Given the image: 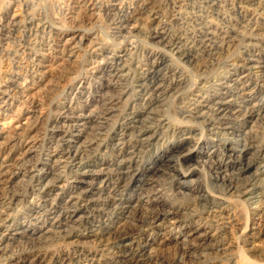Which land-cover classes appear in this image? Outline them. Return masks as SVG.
<instances>
[{"label": "bare ground", "instance_id": "obj_1", "mask_svg": "<svg viewBox=\"0 0 264 264\" xmlns=\"http://www.w3.org/2000/svg\"><path fill=\"white\" fill-rule=\"evenodd\" d=\"M206 1L215 10V0ZM236 2L240 31L231 27L229 31L220 30L203 17L202 27L193 32V40L173 34L167 21L151 27L148 38L157 50L151 62L137 69L134 76L126 53L108 51L102 44L90 45L87 52L104 60L85 69L98 85L96 89L80 85L73 93L77 101L71 99L61 106L48 134L53 146L41 158H34L40 147L33 135L37 128L33 115L11 109L12 92L30 88L15 87L17 81L11 78L16 75L1 78L0 191L7 194L0 204V262L66 264L48 261L46 256L32 252L24 260L15 261L13 246L21 244L33 249L51 236L78 242L96 236L100 250L111 247L114 251L101 261L99 250L77 245L75 264H164L160 258L165 251L176 253L175 264H215L219 257L231 252L232 246L220 244L222 228L206 229L200 220L202 213H214L218 205L226 202L218 194H235L258 208L259 203H264V145L256 141L253 128L245 127L252 119L264 124V98L252 103L259 91L264 92V0ZM149 9L142 8L152 19L158 18ZM32 16L20 19L17 14L10 15L0 20V27L8 28L9 34L21 32L26 38L45 26ZM138 18L134 13L120 19L121 32L140 31L135 25ZM68 34H64L63 39L69 38L61 41V47L72 59L85 49L87 37L80 30ZM238 49L240 53H236ZM168 53L185 65L202 64L209 68L223 64L226 70L215 81L203 76L195 85L180 123L167 115L172 91L177 92L168 82L177 71L174 67L164 69L163 54ZM43 60L35 65L38 77L50 70ZM131 78L132 85L128 84ZM9 83L13 88L8 87ZM179 84L184 85L185 81ZM167 136L174 138L172 143L152 156L143 168V154ZM128 140L134 142L133 148L127 146ZM110 145L115 148L112 163L100 158ZM204 168L213 172L212 187L217 196L208 186L203 190L181 182ZM27 175H32V188L16 190L18 178ZM167 180L179 185L178 189L187 190L190 194H177L190 196L194 205L185 208L162 203L161 183ZM24 201L33 216L41 214L48 220L46 227L45 223L37 226L15 216V207ZM131 228L133 232L129 234L127 230ZM121 230L120 235L115 233ZM256 230L252 228L253 233L246 237L248 251L259 247L257 241L251 240L261 238L263 233Z\"/></svg>", "mask_w": 264, "mask_h": 264}, {"label": "rangeland", "instance_id": "obj_2", "mask_svg": "<svg viewBox=\"0 0 264 264\" xmlns=\"http://www.w3.org/2000/svg\"><path fill=\"white\" fill-rule=\"evenodd\" d=\"M79 1L80 0H1L0 2V20L9 18V16L13 14L19 15L20 19H25L33 15L32 17H35L38 22L45 25L41 27L36 34L33 33L26 38L22 36L21 32H12L9 34L10 31L8 28L1 29L0 27V76L2 75L0 80L7 76L10 77V75H16V78H11L13 79L12 81H17L15 87L20 85L23 89L25 86L30 88L29 91L20 89L19 92H12L11 102L13 105L11 109L12 111L18 110V112L23 114L30 112V115H33L34 119L32 120L36 123L35 126L37 127L33 135L37 138V147H40L34 158H41L47 148L53 146V140H48L49 130L59 114L62 108L61 106L71 99L77 101L76 97L73 96L75 89L80 85L96 89L98 85L96 84L97 79L91 76L85 69L87 66H98L99 62L104 60L100 58L96 59L87 52L86 49H88L90 45L102 44L108 51L126 53L127 63L131 67V74L134 76L136 75L137 69L145 67L144 65L151 62L152 54L154 50L157 49L151 42L153 40L148 38L147 32L151 27H155L162 21L170 22L169 26L173 34L183 36L190 40L194 35L193 32L198 29V27H202V17L204 21H211L210 23L220 30L229 31V29L231 30V28H233L232 30L240 31L239 27L241 26L240 18L237 15V0H215V3H217L215 10L209 8L206 0H116L117 2L115 0H93L92 2L85 1L84 3ZM111 3L112 5H110ZM145 6L148 9L150 7L149 10L156 12L158 18L152 19L153 17L149 12H144L142 8L144 9ZM120 10H122V13H120ZM134 13L139 17L135 25L140 31L132 34L121 32L119 27L120 23L118 24L119 20L126 15ZM140 28H143V30ZM74 30H80L87 39L85 40V49L79 51L75 57L70 59L66 55L67 51L62 52L61 41L64 42L69 38L65 36V39H63L66 32L70 34L73 33ZM262 33L264 34V31H262ZM9 35L11 36L7 37ZM196 45L199 47V43H196ZM24 48L26 50H23ZM240 51L241 49H238L236 53H240ZM163 56L164 69L166 67H174V70L177 71L175 75L171 74L168 80L169 84L173 85L175 90L177 89V92L172 91V98H169L170 100L168 99L167 115L171 117L173 122L180 123L183 120V113L188 106L191 98L190 94H192L195 85H198L203 76L215 81L217 78L224 75L226 70L223 64L211 65L209 68H205L202 64L199 65L200 67L198 65H185L182 61H179L180 59H178L177 56L171 53H168V55L163 54ZM42 57L44 58V63L49 65L48 69L50 70L48 73L46 72L47 75L45 74L44 77H38L35 65L39 63L40 59H43ZM182 80L185 81L184 85L179 84L182 83ZM132 83H134L133 78L128 80V84L132 85ZM8 87L13 88L12 83H9ZM263 95L264 92L259 91V93L255 95L252 103L261 102L264 98ZM23 121H25V118ZM254 121H256V119H252L245 127L246 129L253 128L256 141L264 145V124L260 121ZM165 139L163 140L164 142L161 141L157 147H153L143 154V168L153 159L152 156L159 154L163 148L169 146L174 140L171 136H167ZM128 142L129 140L127 141V146L133 148L135 145L133 144L134 142ZM112 144H115V142ZM109 147L107 152L103 151L101 153L100 158L105 159L103 161H111L114 158L112 152L115 148H113L112 145ZM31 177L32 175H27L26 177L18 178V180H20L16 184V188H14L20 192L30 190L34 185V181L31 180ZM212 178L213 172L209 168H204L196 176L188 179L186 178L181 182L186 187L191 186L192 188L200 186L203 190H206L208 186V188L210 187L209 190L217 196L218 193L212 187ZM190 181H193V183L190 184ZM161 186L162 203L165 202L168 205L176 203L185 208L194 205L190 196L177 194L179 191L185 193L188 191L178 189L179 185L176 183L173 184L171 180L163 181ZM0 192V200L2 199L0 204H2L4 202L3 198L6 197L5 194L7 193L5 191ZM187 194L190 193L188 192ZM218 196L226 202L218 205L217 209H214V213H202L201 216H204V218H200L206 229L220 230L222 228V238L219 240L220 244L224 243L232 246L230 249L231 252L226 256L219 257L218 262L215 264H235V261H237L238 264H247L248 261L241 257L243 256L242 254L249 259L251 264H264V203H259L258 208L257 206L251 205L247 200L245 202L242 197H236L235 194L226 195L227 198L219 194ZM16 207L14 214L18 218H21L23 221L28 220L37 226H41L42 223H45V227L47 226L48 220L46 219L45 221V218L41 217V214H39L40 216H33L31 207L27 202L24 201L19 203ZM254 227L258 229L256 230L257 232L260 231L263 234L259 239H251L252 241H257L256 243L259 244L257 250L248 251L247 249L249 246L246 242V237L248 234L253 233L252 228ZM127 231L129 234H132L133 229L131 228ZM122 232L121 230L115 233L120 235ZM147 232L155 235L151 230H147ZM172 234L174 235V233ZM172 234H170V236ZM114 236L116 237V235ZM95 237L96 236L92 238H82V240L78 242L76 240H66L51 236L49 239L37 244L35 247L37 250L21 244H17L12 248L13 250L15 249L13 251L15 261L19 259L24 260L26 255L32 252L46 256L48 261L56 260L59 262L65 261L66 264H75L74 262L76 260H73L76 254L75 246L82 245L90 249L92 248L93 250H99L101 261L105 258L106 261L114 251L111 247L100 250L99 244L97 243V241L99 242L100 240H96ZM96 238L98 239V237ZM161 256L160 254L158 255L159 258L161 257L160 259L164 264H175L178 258L174 251H165ZM7 262L8 261H1L0 264H11ZM185 264L196 263L188 261V263Z\"/></svg>", "mask_w": 264, "mask_h": 264}]
</instances>
